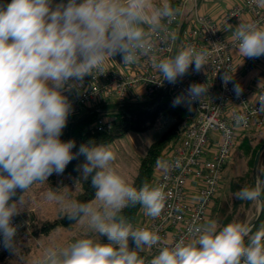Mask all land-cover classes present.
Segmentation results:
<instances>
[{"label": "clouds", "instance_id": "1", "mask_svg": "<svg viewBox=\"0 0 264 264\" xmlns=\"http://www.w3.org/2000/svg\"><path fill=\"white\" fill-rule=\"evenodd\" d=\"M259 3L264 5V0ZM179 12L170 0L156 7L152 0L0 3V249L17 252L20 225L14 218L24 210L23 193L53 174H63L72 160L83 156L77 170L81 178L90 177L95 202L65 203L53 190L46 198L58 201L69 220H87L90 232L67 246L47 248L38 264H264V225L253 232L247 224L218 226L215 220L196 227L187 240L159 247L146 261L139 253L158 245L161 237L135 227L123 211L140 206L147 217H159L166 201L164 186L129 184L111 166L115 155L106 144H81L74 152L75 141L61 139L73 110L65 93L82 88L86 77L103 72L117 55L124 65L148 55L153 51L150 34L165 30L162 21L171 24ZM229 30L243 58L264 56V27L241 22ZM206 56V51L189 46L153 67L162 81L175 85L190 66L202 71ZM221 78L225 85L232 81L227 72ZM207 90L193 83L174 98L173 106L191 110ZM233 90L237 96L242 93L235 82ZM235 198L264 200V179L258 176Z\"/></svg>", "mask_w": 264, "mask_h": 264}, {"label": "built area", "instance_id": "2", "mask_svg": "<svg viewBox=\"0 0 264 264\" xmlns=\"http://www.w3.org/2000/svg\"><path fill=\"white\" fill-rule=\"evenodd\" d=\"M175 8L180 9L175 20L171 24L162 21L165 30L150 34L152 52L134 64L124 65L121 58L119 65H105L103 72L86 77L82 88L65 93L72 102L70 116L92 107L100 113L94 124L102 131L112 123V119L101 115L104 103L113 101L121 105L161 94L174 100L193 83L208 88L207 94L189 110L190 122L162 150L155 165L152 184L164 186L165 207L159 217L144 214L134 225L161 237L158 245L140 252L146 261L159 247L189 239L196 227L208 221L223 187V170L240 145L241 136L264 127V84L253 95L240 80L238 67L241 60L245 69L251 70L264 61V56H238V42L232 31L228 33L229 25L234 29L241 22L264 27V5L259 0H244L220 15L202 11L198 0H180ZM189 46L206 51L204 69L197 73L192 71L194 65L190 66L189 74L175 85L162 81L154 62ZM225 72L232 77L227 85L221 78ZM233 82L242 88L239 96L233 90ZM161 164L167 167L162 168ZM14 221L20 225V234L26 223L19 216ZM4 252L0 249V257Z\"/></svg>", "mask_w": 264, "mask_h": 264}, {"label": "rangeland", "instance_id": "3", "mask_svg": "<svg viewBox=\"0 0 264 264\" xmlns=\"http://www.w3.org/2000/svg\"><path fill=\"white\" fill-rule=\"evenodd\" d=\"M179 1L180 0H174V8L178 5ZM161 2L162 0H152L153 7L159 6L158 4ZM120 63L121 56L117 55L112 61L107 62L105 65H119ZM162 99H164V97L159 98V96H153L147 100L153 103ZM170 103L173 104V100H170ZM181 106L186 107L183 104H181ZM87 109L91 110L89 108ZM117 109L116 102H107L101 107V115L108 120L113 119ZM98 116H100V113L96 111L95 119ZM172 119L170 115H162L158 118L156 123L148 129L143 131H129L126 135L116 139L111 144H106L115 155V160L112 162L111 166L114 167L129 184H132L135 176L138 174L141 159L147 153L149 146L160 138L167 124L171 122ZM183 124L184 122L181 125ZM65 129L63 130V134L66 131ZM248 139H250L249 141L252 147L261 143L264 140V127L260 128L257 132L251 133ZM248 169L249 158L244 154L242 148L236 150L232 159L223 170V187L215 201L211 216L208 220H215L218 226L226 225L225 216L220 215V208L229 204V212L233 211L235 196L229 190L230 182L236 176L244 174ZM64 179L65 178H62V180L54 179V181L48 180L44 183H36L23 194L24 210L19 217L25 221L26 226L18 235V245L22 244L23 246L22 248L17 246L16 254L5 251L0 257V264H35L40 254V250L37 247L35 248V244L47 243L48 245H52L62 243L63 245L61 247H63L89 234L90 228L87 220H78L72 227H59L58 230L49 235H39L38 233V229L43 222L53 220L60 214L66 213V210L62 209L58 201L47 200L46 193L49 190L56 191L58 195L65 197V203H67L68 200L76 201V195L80 190L77 181L73 178H69L68 180ZM55 184L57 186L62 185V187L56 189ZM91 202H95V198ZM258 211L259 200L253 201L248 207L244 204H240L232 222L249 225L257 217ZM143 215L144 211L141 209L138 214V219L143 217ZM260 227L261 223L259 225V228ZM95 238L97 240L102 239V237L98 235H96ZM131 242L130 240V248L132 247Z\"/></svg>", "mask_w": 264, "mask_h": 264}, {"label": "trees", "instance_id": "4", "mask_svg": "<svg viewBox=\"0 0 264 264\" xmlns=\"http://www.w3.org/2000/svg\"><path fill=\"white\" fill-rule=\"evenodd\" d=\"M11 0H0V3H10ZM59 2V0H56ZM174 5V2H173ZM172 5V6H173ZM158 102H148V100L141 101H127L121 105L117 103V111L112 119L111 126L105 130L99 131L95 127L96 110L92 107L82 110L80 113L75 114V118L69 121L65 133L61 136L63 141L74 140L76 148L73 151H77L81 144L95 143V144H111L116 139L126 135L129 131H143L153 126L158 118L162 115H170L173 119L169 122L162 132L159 139L154 141L148 148L147 153L142 157L139 172L135 176L132 185L139 188L144 182L148 181L152 184L154 178V168L157 164L162 150L171 143L184 128L190 122L189 109L182 107L181 105L173 106L170 103V98L167 95H159V98H163ZM149 99V98H148ZM105 104V103H104ZM88 110V111H87ZM184 122L183 125H181ZM259 129L247 131L241 136V143L237 150L243 149L244 154L249 158V169L242 175H238L230 182L229 190L235 196L242 187L253 186V161L257 149L262 144L258 143L255 147L251 146L250 139L248 137L251 133L257 132ZM244 144V145H243ZM84 162V157L79 156L77 159L72 160L66 167L63 174H68L74 177L80 183V191L76 195V201L81 203L91 202L95 198V189L91 187L90 177L85 180L81 178L80 172L77 170V165ZM258 176L264 179V152L261 155ZM55 174L51 175L48 180L54 181ZM21 193L18 192V196ZM24 194V193H23ZM253 201H241L234 199L233 211L229 212V204L220 208V215L225 216V224L231 223L237 213L240 204H244L246 207L250 206ZM141 210L140 206L131 209H125L123 215L127 216L132 222L136 220V217ZM264 221V209L260 220L252 227L253 231L259 228V225ZM76 221L69 220L66 217V213L60 214L53 220H47L42 223L38 229V233L49 234L59 227H72ZM101 242L106 243V238L102 237Z\"/></svg>", "mask_w": 264, "mask_h": 264}, {"label": "crops", "instance_id": "5", "mask_svg": "<svg viewBox=\"0 0 264 264\" xmlns=\"http://www.w3.org/2000/svg\"><path fill=\"white\" fill-rule=\"evenodd\" d=\"M243 1L244 0H198V3H199V7L202 11H205V12L210 13L212 15H220L223 11L228 9L233 4L242 3ZM173 2H174V0H170V3L172 5H173ZM162 3H163V0L158 5H160ZM228 33H230V30L228 31ZM237 54H238V56L242 57L239 53H237ZM238 67H239V78H240V80L247 87H249L250 90L252 91L253 95H255L256 92L258 91V89L261 87V85L264 84V61H262L261 63L256 65L251 70H246L244 65H243V62L241 60H239V66ZM74 118H75L74 115L70 116L68 118V121H72ZM62 178H65L64 180H68L69 178H73L74 180H76L74 177H72L68 174H60V175L55 174L56 180H58V179L62 180ZM78 185L80 188L79 182H78ZM61 187H62V185L57 186L55 184L56 189H59ZM138 218L139 217L137 215L136 220L133 222V224L138 223L143 217H141L140 219H138ZM56 230H58V228ZM56 230H54V231H56ZM54 231H52V232H54ZM52 232H50V233H52ZM49 234L39 233V235H49ZM62 245H63L62 243H57V244H52V245H48L47 243L35 244V248L37 247L40 250V254L38 256L37 261L40 260V258L43 256V254L47 248H49V247H61ZM65 245H66V243H65ZM131 245H132V247H134L132 242H131ZM18 246H19V248H22L23 245L19 244ZM139 255H140V253H139ZM37 261L35 262V264L38 263Z\"/></svg>", "mask_w": 264, "mask_h": 264}, {"label": "water", "instance_id": "6", "mask_svg": "<svg viewBox=\"0 0 264 264\" xmlns=\"http://www.w3.org/2000/svg\"><path fill=\"white\" fill-rule=\"evenodd\" d=\"M263 152H264V141L262 142V144L257 149L255 157H254V161H253L254 184H255L256 178L258 177V167H259L260 158H261V155ZM263 209H264V200H259L258 215L248 226L253 227L257 223V221L261 218V215L263 213Z\"/></svg>", "mask_w": 264, "mask_h": 264}]
</instances>
